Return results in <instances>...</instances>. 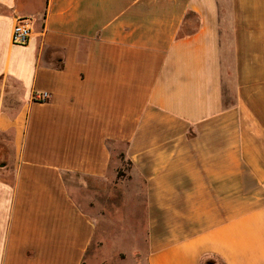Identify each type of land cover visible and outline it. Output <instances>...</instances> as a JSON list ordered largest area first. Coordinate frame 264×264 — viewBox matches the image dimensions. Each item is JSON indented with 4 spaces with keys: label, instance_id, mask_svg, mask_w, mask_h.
Returning a JSON list of instances; mask_svg holds the SVG:
<instances>
[{
    "label": "crops",
    "instance_id": "obj_1",
    "mask_svg": "<svg viewBox=\"0 0 264 264\" xmlns=\"http://www.w3.org/2000/svg\"><path fill=\"white\" fill-rule=\"evenodd\" d=\"M94 239L264 264V0H0V264Z\"/></svg>",
    "mask_w": 264,
    "mask_h": 264
},
{
    "label": "rangeland",
    "instance_id": "obj_2",
    "mask_svg": "<svg viewBox=\"0 0 264 264\" xmlns=\"http://www.w3.org/2000/svg\"><path fill=\"white\" fill-rule=\"evenodd\" d=\"M138 244L141 246L140 253L136 250L122 253L126 248L122 249L121 247L123 246H117L115 239H104V243L101 245L98 239H94L88 251V260L86 264L91 261L96 264L101 261H103L102 264H147L143 240H138ZM129 246L130 244L127 243L126 247Z\"/></svg>",
    "mask_w": 264,
    "mask_h": 264
},
{
    "label": "built area",
    "instance_id": "obj_3",
    "mask_svg": "<svg viewBox=\"0 0 264 264\" xmlns=\"http://www.w3.org/2000/svg\"><path fill=\"white\" fill-rule=\"evenodd\" d=\"M31 35V28L29 22L26 19H18L13 26L11 33V41L17 45H25ZM47 97L46 93L41 94L40 100H45Z\"/></svg>",
    "mask_w": 264,
    "mask_h": 264
}]
</instances>
